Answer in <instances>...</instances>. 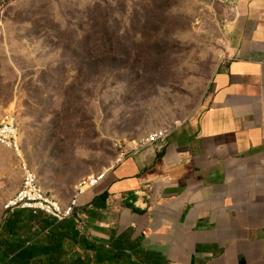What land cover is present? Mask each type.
<instances>
[{
	"label": "crops",
	"instance_id": "1",
	"mask_svg": "<svg viewBox=\"0 0 264 264\" xmlns=\"http://www.w3.org/2000/svg\"><path fill=\"white\" fill-rule=\"evenodd\" d=\"M232 24L225 57L185 119L118 108L109 131L132 151L81 198L86 234L73 219L28 210L2 221L22 175L0 145V264H264V0H241ZM7 63L1 83L18 88L28 69ZM12 89L3 110L18 103ZM169 128L164 142L132 144Z\"/></svg>",
	"mask_w": 264,
	"mask_h": 264
},
{
	"label": "rangeland",
	"instance_id": "2",
	"mask_svg": "<svg viewBox=\"0 0 264 264\" xmlns=\"http://www.w3.org/2000/svg\"><path fill=\"white\" fill-rule=\"evenodd\" d=\"M240 1L0 0V69H28L18 88L0 77V119L16 117L42 188L67 201L82 177L132 151L109 131L122 105L185 119L225 57ZM11 89L18 103L3 110Z\"/></svg>",
	"mask_w": 264,
	"mask_h": 264
},
{
	"label": "built area",
	"instance_id": "3",
	"mask_svg": "<svg viewBox=\"0 0 264 264\" xmlns=\"http://www.w3.org/2000/svg\"><path fill=\"white\" fill-rule=\"evenodd\" d=\"M18 131L14 114L4 113L0 119V145L10 148L17 155V158L20 157ZM169 133L170 128L152 132L141 140L139 145L143 147L164 142ZM126 155L121 154V157ZM18 160L22 175L21 182L17 191L3 203V211L10 213L14 210H28L33 215L43 213L57 223L73 219L80 230L86 234L79 212L81 198L97 188L105 180L107 173L99 172L84 176L75 185L73 195L67 201H62L42 188L37 173L21 157Z\"/></svg>",
	"mask_w": 264,
	"mask_h": 264
},
{
	"label": "bare ground",
	"instance_id": "4",
	"mask_svg": "<svg viewBox=\"0 0 264 264\" xmlns=\"http://www.w3.org/2000/svg\"><path fill=\"white\" fill-rule=\"evenodd\" d=\"M9 113H11V112H9ZM18 142L20 143V141H19V131H18ZM2 146V145H1ZM20 146V150H19V154H20V157L23 159V161L24 162H26L25 161V159H24V156H23V153H22V149H21V145H19ZM140 146V145H139ZM139 146H137V148H139ZM8 149H10V148H8ZM11 150V149H10ZM15 154V153H14ZM16 155V154H15ZM16 157H17V155H16ZM20 157H18V158H20ZM92 175H94V174H92ZM46 190V189H45ZM47 191V190H46ZM55 197V196H54ZM57 198V197H56Z\"/></svg>",
	"mask_w": 264,
	"mask_h": 264
},
{
	"label": "trees",
	"instance_id": "5",
	"mask_svg": "<svg viewBox=\"0 0 264 264\" xmlns=\"http://www.w3.org/2000/svg\"><path fill=\"white\" fill-rule=\"evenodd\" d=\"M84 242H85V243H84V244H85V249H86V250L90 249L89 245L86 244V241H84ZM100 256L102 257L103 254H100ZM104 261H105V260H104Z\"/></svg>",
	"mask_w": 264,
	"mask_h": 264
}]
</instances>
